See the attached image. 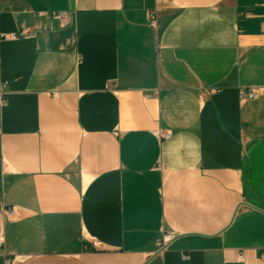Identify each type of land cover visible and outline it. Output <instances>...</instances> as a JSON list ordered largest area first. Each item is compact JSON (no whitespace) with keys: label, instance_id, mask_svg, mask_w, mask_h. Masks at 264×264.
<instances>
[{"label":"crops","instance_id":"crops-1","mask_svg":"<svg viewBox=\"0 0 264 264\" xmlns=\"http://www.w3.org/2000/svg\"><path fill=\"white\" fill-rule=\"evenodd\" d=\"M0 98V264H264V0H0Z\"/></svg>","mask_w":264,"mask_h":264},{"label":"built area","instance_id":"built-area-1","mask_svg":"<svg viewBox=\"0 0 264 264\" xmlns=\"http://www.w3.org/2000/svg\"><path fill=\"white\" fill-rule=\"evenodd\" d=\"M56 19H61V15H54ZM151 26H154L153 22L151 23ZM6 38L10 39H16L17 36L15 34L4 36ZM206 94L208 92H205ZM202 95V94H201ZM239 98L241 101H248L253 100L255 98V93L253 91H240L239 92ZM0 104H1V98H0ZM158 135L162 138H168L169 134H163L162 132H159ZM176 237V234L174 232H163L161 237L157 240L156 246L158 251H163ZM93 249H98L99 243H93ZM241 259V257H240ZM5 264H16V259L14 260H6Z\"/></svg>","mask_w":264,"mask_h":264}]
</instances>
